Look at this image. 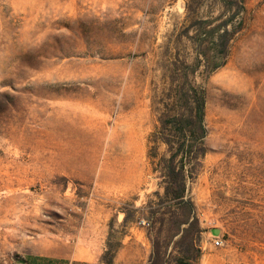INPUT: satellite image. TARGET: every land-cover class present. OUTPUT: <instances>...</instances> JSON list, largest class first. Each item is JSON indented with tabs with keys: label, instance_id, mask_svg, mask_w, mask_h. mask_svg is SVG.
Masks as SVG:
<instances>
[{
	"label": "rangeland",
	"instance_id": "374dc122",
	"mask_svg": "<svg viewBox=\"0 0 264 264\" xmlns=\"http://www.w3.org/2000/svg\"><path fill=\"white\" fill-rule=\"evenodd\" d=\"M224 23L225 65L196 74L207 137L190 254L264 264V0H0V264H101L108 246L115 264H149L157 243L177 264L185 212L153 169L155 103L199 58L198 31Z\"/></svg>",
	"mask_w": 264,
	"mask_h": 264
},
{
	"label": "trees",
	"instance_id": "16d2710c",
	"mask_svg": "<svg viewBox=\"0 0 264 264\" xmlns=\"http://www.w3.org/2000/svg\"><path fill=\"white\" fill-rule=\"evenodd\" d=\"M234 34L235 31L230 33L227 30V23L210 31L199 30L198 35L202 37L199 44V58L195 63H182L178 68L179 75L173 79L167 94H164L155 103L158 126L151 135L150 142L154 146L151 149L150 157L158 159L160 155L158 152L159 143L166 146V151L153 169L155 172L161 173V184L165 188L166 198L175 202L178 209L185 212L182 220L178 223V228L183 225L186 227L182 230L177 243L185 244L187 249L177 259V264H194L197 257H193L190 253L195 252L199 255L201 252L197 243L201 230L194 217L193 203L187 197L188 182L198 177L201 161L206 155L204 145V140L207 137L206 93L204 88L197 84L196 74L200 67H212L211 72H214L225 65L229 56V43ZM211 37L214 38L211 51L217 57V61L212 66L206 60L208 53L202 47ZM156 196L159 197L158 194ZM126 222L127 217L124 219V223ZM148 224L147 227L151 225L150 222ZM115 256L116 251L108 246L101 257V264H115ZM14 264H69V261L27 255L16 257ZM149 264H169L165 248L163 249L158 243L154 245Z\"/></svg>",
	"mask_w": 264,
	"mask_h": 264
},
{
	"label": "built area",
	"instance_id": "2783aa9c",
	"mask_svg": "<svg viewBox=\"0 0 264 264\" xmlns=\"http://www.w3.org/2000/svg\"><path fill=\"white\" fill-rule=\"evenodd\" d=\"M142 224H143L144 226H148V225H149L147 221H143ZM216 244L219 245L220 242H219V241H216Z\"/></svg>",
	"mask_w": 264,
	"mask_h": 264
},
{
	"label": "water",
	"instance_id": "95a60500",
	"mask_svg": "<svg viewBox=\"0 0 264 264\" xmlns=\"http://www.w3.org/2000/svg\"><path fill=\"white\" fill-rule=\"evenodd\" d=\"M214 234H218V231H214Z\"/></svg>",
	"mask_w": 264,
	"mask_h": 264
}]
</instances>
